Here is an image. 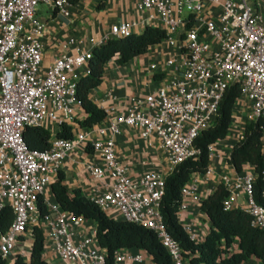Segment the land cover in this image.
<instances>
[{"label": "built area", "instance_id": "2783aa9c", "mask_svg": "<svg viewBox=\"0 0 264 264\" xmlns=\"http://www.w3.org/2000/svg\"><path fill=\"white\" fill-rule=\"evenodd\" d=\"M39 3L69 16L70 0H0V210L8 206L14 215L8 230L0 234V257L11 262L19 242L32 237L36 227L44 237L43 254L50 253L59 264H105L106 251L96 240L95 230L87 227V220L64 211L44 195L68 155L84 144L96 158L86 166L94 191L92 201L109 218L152 230L172 264H190L192 255L182 250L162 222L159 206L164 179L176 165L199 155L193 141L213 125L230 86L236 85L240 91L230 124L239 111L244 122H264V2L138 0V18L111 25L99 38L53 40L70 51L54 58L48 67L43 65L45 22L37 15ZM145 27L166 33L156 44L160 49L155 57L160 60L148 64L156 88L130 97L126 109L106 118L91 140L84 134L70 139L57 137L63 124L72 129L83 119L76 83L80 68L86 66L88 72L93 48L108 40L138 35ZM167 47L175 48L176 55L166 53ZM48 125L58 131L53 132ZM32 126L49 132L46 150H31L24 143L23 132ZM124 129L134 130L145 143L155 142L165 154V170L154 169V163L143 159L139 160L143 169L135 172L120 162L115 145ZM214 144L207 147L208 161ZM213 174L207 167L205 173H197L182 186L178 220H183L200 181L206 183ZM255 178L250 164H243L240 172L223 174L220 183L227 195L222 208L246 212L250 224L264 232V206L252 196ZM39 197L43 198L44 213L38 208ZM261 198L264 201V188ZM181 225L194 241L196 235L190 233L189 224ZM114 262L150 263L142 253L127 249L114 252ZM242 264L264 263L250 258Z\"/></svg>", "mask_w": 264, "mask_h": 264}, {"label": "trees", "instance_id": "16d2710c", "mask_svg": "<svg viewBox=\"0 0 264 264\" xmlns=\"http://www.w3.org/2000/svg\"><path fill=\"white\" fill-rule=\"evenodd\" d=\"M164 38H166L164 30L145 27L138 35L108 40L93 48L92 56L88 61V72L76 83V96L84 114L83 119L78 121V126L92 127L106 116L105 111L88 97L89 90L102 82L106 63L113 59L116 64L123 65L145 54L150 46L159 44ZM239 92L236 85L230 86L225 91L213 125L203 130L193 141L194 148L200 152L199 155L176 165L164 179V193L159 206L162 222L182 250L192 255L189 257L190 264H242L250 258L259 259L264 263V232L250 224V217L246 212L236 208L223 210L222 200L227 195V190L222 184H219L200 204V211L210 222L209 231L202 242L196 243L189 238L176 215L181 202L182 186L192 173H205L208 167V145L223 139L228 133L233 105ZM263 124L261 119L245 122L243 136L232 147L226 160L236 172L241 171L243 164L253 166L256 178L252 196L256 203L262 206H264L261 198V191L264 188ZM56 136L72 138L71 127L63 124ZM49 138V132L42 127H28L23 132L24 143L31 150H46L49 146ZM62 179L63 175L59 173L50 185L55 201L64 211L95 224L96 240L106 251L105 264H115L114 252L119 249H128L132 252L143 250L149 255L152 264H172L168 253L152 230L131 222L109 218L92 200L84 197L79 189L68 192L62 185ZM37 204L40 212L44 213L42 197L38 198ZM13 218V212L8 206L0 210V234L8 230ZM236 240L238 251L233 252L231 245ZM43 244L44 237L41 230L34 227L28 264H49L43 258ZM0 264L27 263L20 253H16L13 263L0 257Z\"/></svg>", "mask_w": 264, "mask_h": 264}, {"label": "crops", "instance_id": "0c3cea01", "mask_svg": "<svg viewBox=\"0 0 264 264\" xmlns=\"http://www.w3.org/2000/svg\"><path fill=\"white\" fill-rule=\"evenodd\" d=\"M137 1L70 0L68 17L59 15L51 5L45 4L47 6L46 15H40V18L45 22V31L42 37L44 67H48L54 58L67 55L70 51L53 44V40L59 37L66 38L67 36L99 38L108 32L111 25L130 22L138 18L139 15L135 12ZM159 49L160 47L152 45L148 48V53L146 52L133 58L123 65L116 64L113 59L108 61L105 65L102 82L88 92L90 100L102 108L106 116L101 122L89 128L74 126L71 129L72 136L84 134L87 140L93 139L96 128L106 118L124 111L129 104L130 97L143 95L154 90L157 84L154 82L152 74L148 71V64L153 60H160L159 57H155V52ZM164 50L169 55H176L175 48L167 47ZM79 72L80 77L84 76L87 72V67L80 68ZM237 116L238 118L229 125L226 136L214 144L213 156L208 161V167L213 169L214 174L206 183L200 181L198 192L195 197L189 200L188 209L182 217L183 220H178L180 225L183 222L189 224L190 233L196 235V238H194L196 243L203 241L205 234L208 232L206 227H210L207 216L200 211L202 200L221 184L220 177L223 174H233L235 172L233 167L226 163V160L232 147L243 136L245 125L243 112H237ZM48 127L53 132L58 131V128L54 125H48ZM115 146L119 161L128 165L132 171L139 172L143 169L141 162H139V160L143 159L148 164L154 163V169L165 170L166 168L165 154L158 148L157 144L155 142L145 143L134 130L124 129L123 133L116 138ZM262 148L264 153V139H262ZM161 152L163 153V164L161 163ZM95 159V156L92 155V150L90 148L86 150L84 144L68 155L60 172L63 175L62 185L68 192L73 189H79L84 197L92 200L90 196L94 194V191L86 166L94 163ZM190 177H197V173H192ZM44 195L49 201H55L50 187L44 191ZM87 227L90 231L91 229L95 230V224L90 220H87ZM31 247L32 237L26 236L19 242L15 254L20 253L28 264ZM231 250L233 252L238 251L237 240L232 243ZM134 252L142 253L144 258L149 260V264H152L146 252L143 250ZM43 257L49 264H59V261L50 253L47 256L43 254ZM10 260V263H13L15 256L11 257Z\"/></svg>", "mask_w": 264, "mask_h": 264}, {"label": "rangeland", "instance_id": "374dc122", "mask_svg": "<svg viewBox=\"0 0 264 264\" xmlns=\"http://www.w3.org/2000/svg\"><path fill=\"white\" fill-rule=\"evenodd\" d=\"M264 2V0L262 1ZM36 11H37V15L40 17L41 16H44L46 15V11H47V6L43 3H39L36 7ZM161 163L163 164L162 162V158H163V153L161 152Z\"/></svg>", "mask_w": 264, "mask_h": 264}]
</instances>
